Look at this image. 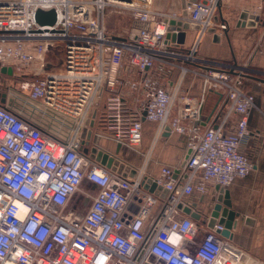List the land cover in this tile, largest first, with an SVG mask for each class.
<instances>
[{
  "label": "built area",
  "instance_id": "2783aa9c",
  "mask_svg": "<svg viewBox=\"0 0 264 264\" xmlns=\"http://www.w3.org/2000/svg\"><path fill=\"white\" fill-rule=\"evenodd\" d=\"M153 1L0 0V75H18L28 91L23 98L0 87V264H258L221 234L223 225L209 228L211 216L200 236L198 221L183 212L210 186L227 188L256 170L241 151L255 98L234 66L198 54L209 30H227L216 24L221 0L192 1L186 14L155 11ZM110 7L130 11L136 27L110 33ZM38 10H54L55 23L40 25ZM171 20L196 27L188 50L168 38ZM55 52L62 54L59 67L49 61ZM123 70L140 74L142 102L132 105L121 88ZM189 74L205 81L199 101L184 91ZM210 93L222 98L204 125ZM104 95L101 123L118 147H138L143 122H153L156 140L167 132L187 138L182 164L148 180L145 168L126 172L102 163L103 151L87 134ZM232 114L237 126L226 132ZM78 192L91 200L84 216L67 211Z\"/></svg>",
  "mask_w": 264,
  "mask_h": 264
},
{
  "label": "crops",
  "instance_id": "0c3cea01",
  "mask_svg": "<svg viewBox=\"0 0 264 264\" xmlns=\"http://www.w3.org/2000/svg\"><path fill=\"white\" fill-rule=\"evenodd\" d=\"M153 9L158 12L170 14H182V0H154ZM251 16L257 17L256 24L251 25ZM259 18V19H258ZM243 22L246 25H243ZM227 24V30L219 35L218 41L214 34L208 33L202 39L198 54L208 61L219 65L228 64L234 66L238 73L243 74V86L245 90L254 96L256 108L251 110L249 118L250 136L241 145L244 152L255 164L256 170L243 179L235 180L226 188L230 192L232 210L238 214L237 225L233 228V244L251 262L264 264V0H221L216 24ZM136 27L135 21L130 28L123 33L130 32ZM197 30L188 29L186 38L181 44L182 50L191 48L196 40ZM140 74L123 70L121 74V88H134L130 93L132 105L142 99V90L138 88ZM169 79H158L160 84H168ZM131 88V89H132ZM185 89L188 94L198 101L204 95L205 81L194 77L187 78ZM222 96L210 93L206 97L205 111L202 116L204 125L210 121L214 110L220 106ZM97 117V116H96ZM102 120V119H101ZM238 116L232 114L226 124V132L236 129ZM97 121L95 118V126ZM158 124L143 122V140L138 147H118L111 134H108L102 123L98 125L97 132L93 130L92 143L104 153L113 155L114 163L117 162V170L129 166L136 169L144 164L146 178L151 180L158 177L164 167L177 168L186 157L187 138L176 133H164L157 140L156 131ZM91 130V129H90ZM114 168V167H113ZM124 171V170H123ZM84 190L88 189L96 195L97 188L85 183ZM218 193L216 186H210V193L201 198L197 195L190 200L192 206L202 217L198 221L200 236L207 230V218L216 203ZM91 200L75 194L72 196L67 211L70 214L84 216L89 209ZM131 214H137L138 207L135 203L129 206ZM186 250H193V246L184 242Z\"/></svg>",
  "mask_w": 264,
  "mask_h": 264
},
{
  "label": "water",
  "instance_id": "95a60500",
  "mask_svg": "<svg viewBox=\"0 0 264 264\" xmlns=\"http://www.w3.org/2000/svg\"><path fill=\"white\" fill-rule=\"evenodd\" d=\"M129 2L131 0H128ZM183 1V10L182 13L186 14V8L188 4L192 1L196 0H182ZM259 19V18H258ZM257 17L251 16V25L256 24ZM37 21L40 25H53L56 21V13L54 10H49V11H44V10H38L37 11ZM243 25H246L245 22H243ZM196 27L191 26L187 23H183L181 21H175L171 20L170 21V27L169 31L170 33L168 34V38L171 39L173 42L177 41L179 44H183L184 40L186 38V31L188 29H195ZM179 31V33H173L174 31ZM209 33L214 34V38L218 41L220 39L219 35L216 34V28H212L209 30ZM3 73L8 72L10 75L12 74V69H2ZM2 102H5V96L3 95ZM145 115V113H144ZM95 118H96V113L93 115V120L91 121V129L94 128L95 126ZM93 136V131L89 130L87 134L88 140H91ZM93 152H96V148L93 149ZM98 159L102 161V163L107 164L109 167L113 166V169H116L117 167V162L114 163V159L109 156V154L99 152L98 153ZM125 171L128 172L130 171V167L126 166ZM123 169L120 168V171ZM135 173V171H134ZM155 189V186H153L152 190ZM216 192L218 193V197L216 199V203L214 204V207L211 211V218L209 221V228H214L216 223H219L220 225L224 226V230L221 232V234L229 239L233 238V228L236 227L237 225V217L238 214L232 210V201H231V195L226 188L217 186L216 187ZM167 193V191H165ZM182 208V206H180ZM196 205H193L192 207H184L183 212L187 215H190L193 219L196 221H199L202 217V215L195 210Z\"/></svg>",
  "mask_w": 264,
  "mask_h": 264
},
{
  "label": "rangeland",
  "instance_id": "374dc122",
  "mask_svg": "<svg viewBox=\"0 0 264 264\" xmlns=\"http://www.w3.org/2000/svg\"><path fill=\"white\" fill-rule=\"evenodd\" d=\"M133 22H134V17L130 11H121L117 7H110L106 12V27L107 30L112 34H123V31L126 30L127 28H130L133 25ZM61 59H62L61 53L55 52L49 54V61H51L53 65H55L56 67H59L58 64L60 63ZM174 75L177 76L178 74L174 72ZM189 77H194L197 79L199 78L203 80V78L199 75L189 74L186 77L185 83L187 81V78ZM0 87L4 91H8L9 89H11L12 91L18 92L20 93L21 96H23V98L27 97L28 95V91L21 88L18 75H15L13 77H6L0 75ZM131 88L132 87H126L127 92L132 93L134 91V88L132 89ZM184 91L186 92L185 86H184ZM106 96L107 95H104L101 99H99L98 103L95 104L92 110V115L93 113L96 112V116H97L96 117L97 126L93 129L95 132H97L98 125H101V117L103 115ZM140 100H141L140 102H142L143 99ZM144 168L146 170L144 164L141 163V165H139V167L134 170L140 171V170H144ZM77 194H81L83 196V194L80 192H78Z\"/></svg>",
  "mask_w": 264,
  "mask_h": 264
}]
</instances>
